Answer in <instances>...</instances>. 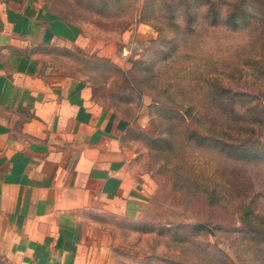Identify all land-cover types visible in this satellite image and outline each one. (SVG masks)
<instances>
[{
	"label": "rangeland",
	"instance_id": "374dc122",
	"mask_svg": "<svg viewBox=\"0 0 264 264\" xmlns=\"http://www.w3.org/2000/svg\"><path fill=\"white\" fill-rule=\"evenodd\" d=\"M44 4L90 42L38 48L45 66L128 123L140 180L139 199L62 206L57 240L71 264H264V0ZM179 29L190 39L180 50ZM214 84L223 94L208 97ZM0 264L20 261L0 244Z\"/></svg>",
	"mask_w": 264,
	"mask_h": 264
},
{
	"label": "crops",
	"instance_id": "0c3cea01",
	"mask_svg": "<svg viewBox=\"0 0 264 264\" xmlns=\"http://www.w3.org/2000/svg\"><path fill=\"white\" fill-rule=\"evenodd\" d=\"M75 43L90 44L44 0H0V244L20 264H71L57 240L62 206L140 198L128 123L38 50Z\"/></svg>",
	"mask_w": 264,
	"mask_h": 264
},
{
	"label": "trees",
	"instance_id": "16d2710c",
	"mask_svg": "<svg viewBox=\"0 0 264 264\" xmlns=\"http://www.w3.org/2000/svg\"><path fill=\"white\" fill-rule=\"evenodd\" d=\"M187 17H188V24H189V27H191L190 28V31L191 32H193L194 30H195V26H192V24L193 23H198L197 22V20L196 19H194V17H193V15L191 14V13H187ZM217 17H218V14L217 13H215V15H213V21L209 24L211 27H215L216 25H217ZM232 17H235V14L232 16ZM233 23H234V25L236 26V27H238L239 25H240V19H239V17L238 16H236L235 18H234V20H233ZM175 25H179L180 26V23H179V21H177V22H175L174 23ZM182 30V31H181ZM188 33V29L187 30H183V29H179V31H177V38L176 39H178V44H177V48L180 50V49H182L181 48V45H183V43H187L188 41L187 40H190V39H188L187 37H186V35L185 34H187ZM197 36H199V33H197L196 34ZM195 40L196 39H193V41H191L192 42V44L195 42ZM261 43H263V45H264V42H261ZM180 44V45H179ZM264 47H262V49H263ZM177 50V49H176ZM185 53V52H184ZM255 55H257V54H255ZM254 55V56H255ZM182 55H181V52H179L176 56H173L170 60H168L167 62H166V64H165V69H176V67H175V63H177L178 61H179V59H180V57H181ZM252 58V57H251ZM256 58V57H255ZM208 94V97H216V96H219V95H222L223 94V88H221V86L220 85H218V84H214L213 85V90H210V91H208L207 92ZM195 137H197V136H195ZM197 138H199V140H205V139H203L201 136H199V137H197ZM233 142V141H232ZM226 145H230L231 146V144L230 143H226ZM246 149H243V151H245ZM258 151V149L257 150H254V149H248V152L250 153V154H253V153H255V152H257ZM257 155V154H256Z\"/></svg>",
	"mask_w": 264,
	"mask_h": 264
}]
</instances>
